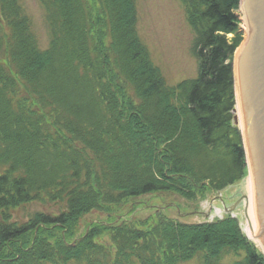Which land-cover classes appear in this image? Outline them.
<instances>
[{"label":"trees","instance_id":"1","mask_svg":"<svg viewBox=\"0 0 264 264\" xmlns=\"http://www.w3.org/2000/svg\"><path fill=\"white\" fill-rule=\"evenodd\" d=\"M181 1L198 67L170 85L139 36L137 0H40L52 34L44 50L20 1L0 0V264H179L200 255L203 264L231 256L230 264H264L231 215L109 218L79 234L91 212L161 192L193 201L248 174L234 123L241 0ZM36 202L65 206L15 217Z\"/></svg>","mask_w":264,"mask_h":264},{"label":"rangeland","instance_id":"2","mask_svg":"<svg viewBox=\"0 0 264 264\" xmlns=\"http://www.w3.org/2000/svg\"><path fill=\"white\" fill-rule=\"evenodd\" d=\"M19 1L26 14L31 18L32 28L37 36L40 48L43 50L49 48L52 34L44 6L40 0ZM137 10L139 36L148 47L154 64L161 69L167 82L170 85H176L184 79L195 77L198 63L192 50L194 32L188 23L186 9L182 1L137 0ZM239 14L241 15V30L244 33L245 40V17L241 8ZM236 108L235 116L240 119L238 102ZM247 165L248 174L243 180L221 192L210 191L204 197L198 196L193 201L186 200L176 193L161 192L130 199L121 206L113 207L110 213L91 212L81 220L79 234L89 230L91 226L97 223L107 222L109 218H111V221L125 219L136 223L147 219H150L151 222H157L162 216L185 223H204L215 219H223L228 215L224 210V206L233 205L243 193L249 195L247 181L251 176L253 177V174L248 158ZM253 199H255V196ZM64 206L63 203L36 202L17 209L15 217L27 221L39 212L59 213ZM231 215L239 220L244 234L264 255V250L259 243L248 235L250 224L246 217V204L240 205ZM103 241L111 245L109 237L104 236ZM234 260L235 258L231 256L226 258L224 262L230 264ZM179 264H203V259L200 255L193 260Z\"/></svg>","mask_w":264,"mask_h":264},{"label":"water","instance_id":"3","mask_svg":"<svg viewBox=\"0 0 264 264\" xmlns=\"http://www.w3.org/2000/svg\"><path fill=\"white\" fill-rule=\"evenodd\" d=\"M240 7L245 17L246 38L236 50L233 68L242 120L235 116L234 121L237 126L243 123L241 131L255 182L258 233L252 221L250 229L257 233L264 247V0H241ZM244 200L249 219L247 194L226 212L233 213Z\"/></svg>","mask_w":264,"mask_h":264},{"label":"bare ground","instance_id":"4","mask_svg":"<svg viewBox=\"0 0 264 264\" xmlns=\"http://www.w3.org/2000/svg\"><path fill=\"white\" fill-rule=\"evenodd\" d=\"M239 114L241 116V111H239ZM240 127L243 129V123H242V121L240 123ZM249 162H250V160H249ZM247 190L249 192V201L248 202H249V204H251L250 207H249L250 208L249 209V217L250 218L249 219L247 218V220H248L249 223H250V221H252L253 224L255 223L254 226L256 227L257 226L256 207H255V199H253V197L255 196V182H254V179H253L252 176L247 181ZM246 205H248L247 202H246ZM257 228H258V226L256 227V232L258 231ZM256 234L253 231H250V229L248 230V235L251 238L255 239L259 243V245L261 246V248L264 250V247H263L262 243H260L261 241L259 239H257L258 237L256 236Z\"/></svg>","mask_w":264,"mask_h":264}]
</instances>
